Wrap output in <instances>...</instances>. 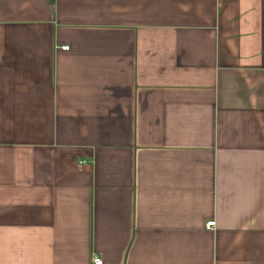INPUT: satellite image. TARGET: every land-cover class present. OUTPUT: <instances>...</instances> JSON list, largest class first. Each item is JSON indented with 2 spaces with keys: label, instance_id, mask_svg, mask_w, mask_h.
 <instances>
[{
  "label": "crops",
  "instance_id": "1",
  "mask_svg": "<svg viewBox=\"0 0 264 264\" xmlns=\"http://www.w3.org/2000/svg\"><path fill=\"white\" fill-rule=\"evenodd\" d=\"M95 255L264 264V0H0V264Z\"/></svg>",
  "mask_w": 264,
  "mask_h": 264
},
{
  "label": "built area",
  "instance_id": "2",
  "mask_svg": "<svg viewBox=\"0 0 264 264\" xmlns=\"http://www.w3.org/2000/svg\"><path fill=\"white\" fill-rule=\"evenodd\" d=\"M63 49H68V47L65 46ZM213 225H214L213 221H209L206 223L207 228H211L213 227ZM92 261H93V264H102L101 258L97 255L93 256Z\"/></svg>",
  "mask_w": 264,
  "mask_h": 264
}]
</instances>
